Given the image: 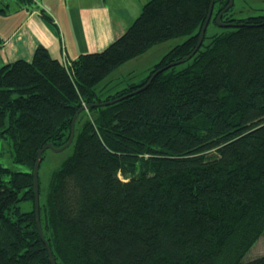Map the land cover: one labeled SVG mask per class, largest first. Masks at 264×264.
I'll return each instance as SVG.
<instances>
[{
  "label": "trees",
  "instance_id": "trees-1",
  "mask_svg": "<svg viewBox=\"0 0 264 264\" xmlns=\"http://www.w3.org/2000/svg\"><path fill=\"white\" fill-rule=\"evenodd\" d=\"M211 1L148 0L102 51L62 61L39 45L31 60L0 68V139L29 167L0 161V264H53L34 169L45 145L69 141L85 105L73 153L45 188L50 149L39 169L40 225L56 264H264V254L245 259L264 235V14L233 18L232 5L221 21L237 26L209 43L206 30L187 58ZM229 3L215 0V19ZM10 11L0 6V17ZM185 33L144 79L100 96L96 86L115 69Z\"/></svg>",
  "mask_w": 264,
  "mask_h": 264
},
{
  "label": "crops",
  "instance_id": "crops-1",
  "mask_svg": "<svg viewBox=\"0 0 264 264\" xmlns=\"http://www.w3.org/2000/svg\"><path fill=\"white\" fill-rule=\"evenodd\" d=\"M147 1L37 0L30 7H20L13 0L14 7L8 3L11 11L0 17V68L18 59L31 60L39 45L62 61L102 51L127 30ZM41 10L52 20L44 17ZM162 56L153 60L145 73ZM145 75L133 82L141 81Z\"/></svg>",
  "mask_w": 264,
  "mask_h": 264
},
{
  "label": "rangeland",
  "instance_id": "rangeland-1",
  "mask_svg": "<svg viewBox=\"0 0 264 264\" xmlns=\"http://www.w3.org/2000/svg\"><path fill=\"white\" fill-rule=\"evenodd\" d=\"M12 2V3H11ZM11 3L14 7L13 0H1L0 6ZM11 7V8H12ZM216 10L213 12V18L207 29L206 43H209L211 37L216 33H222L228 30V27H222L216 17ZM264 14V0H233V6L229 12V16L233 18H247L249 16H256ZM190 34L185 33L163 42L155 44L147 52L126 61L119 68L115 69L109 76L102 80L97 86L96 90L100 93L102 98H107L110 94H114L119 90L127 87L129 83L138 81L143 74L147 72V67L153 60L161 57L168 52L176 44L184 42L189 38ZM185 64H180L178 68L184 67ZM146 69V70H145ZM147 76V75H145ZM7 124L9 118H7ZM73 153V146H69L62 151H54L50 149L46 153V158L41 168V179L43 188H45L51 172L62 165V163ZM0 161L13 171H29V167L24 164L16 163L12 156V145L10 139H0ZM22 210L32 209V203L28 201L20 202ZM264 254V235L261 236L254 246L249 250L245 259H253Z\"/></svg>",
  "mask_w": 264,
  "mask_h": 264
},
{
  "label": "water",
  "instance_id": "water-1",
  "mask_svg": "<svg viewBox=\"0 0 264 264\" xmlns=\"http://www.w3.org/2000/svg\"><path fill=\"white\" fill-rule=\"evenodd\" d=\"M214 4H215V0H212V1H211V5H210V9H209V13H208V16H207V19L205 20V23L203 24V27H202V30H201V33H200V36H199L198 43H197L195 49L192 51V53H190V55L187 56V58H190L191 56H193V55L196 53V51L200 48V46L202 45V43H203V41H204V37H205V32H206L207 27H208V24H209V22H210V20H211V18H212V14H213V10H214ZM232 5H233V0H230L229 5H228L227 7H225V9H223V10L219 13V15H218V17H217V22H218L222 27L237 26V24L226 23V22H222V21H221V18H222V16H223L224 12H225L226 10H228ZM183 61H184V60L182 59V60H180V61L170 63V64L164 66L163 68L158 69V70H157V71H156V72L150 77V79L148 80V82H147L144 86L140 87L139 89L135 90L134 92H132V93H130V94H133V93L137 92L138 90H141V89L145 88L147 85H149V83L151 82V80L153 79V77H154L157 73L161 72L162 70H164V69H166V68H168V67H170V66H173V65H175V64L181 63V62H183ZM125 96H126V95H125ZM121 98H122V97H119V98H117V99H113V100H110V101L101 102V103H99L98 105H106V104H109V103H113V102H115L116 100L121 99ZM90 106H91V105H85V106H83V107L80 109V111L83 110V109L89 108ZM80 111H79V112H80ZM79 112L75 115V117H74V119H73V122H72V128H71V132H72V133H71V136H70L69 141H68L65 145H63L62 147H58V148H55V147H54L52 144H50V143L47 144V145H45V147H43V149H41V150L39 151V153H38L39 158H38V160H37V162H36L35 169H34L35 189H36V212H37L38 226H39V230H40V233H41V237H42L43 240L46 242V245H47V247H48V250H49V253H50V256H51V259H52V263H53V264H56V262H55V258L52 256L51 249H50V247H49L47 241H46L45 238H44V235H43V232H42V229H41V225H40V218H39V215H40V212H39V211H40V208H39V185H38L39 169H40V165H41V162H42V154H43L44 151H46L47 149H52V150H54V151H62V150L66 149L67 147H69V146L72 144V142H73V140H74V136H75V122H76V119H77V116H78Z\"/></svg>",
  "mask_w": 264,
  "mask_h": 264
}]
</instances>
